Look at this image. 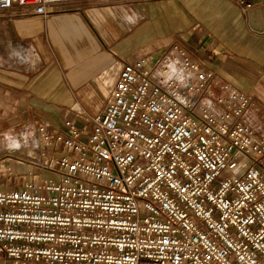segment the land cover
I'll list each match as a JSON object with an SVG mask.
<instances>
[{"label": "built area", "instance_id": "obj_1", "mask_svg": "<svg viewBox=\"0 0 264 264\" xmlns=\"http://www.w3.org/2000/svg\"><path fill=\"white\" fill-rule=\"evenodd\" d=\"M75 1L0 0V12L44 17ZM255 108L250 91L178 41L123 60L89 129L69 117L64 130L23 127L38 171H0V254L16 264H264Z\"/></svg>", "mask_w": 264, "mask_h": 264}, {"label": "crops", "instance_id": "obj_2", "mask_svg": "<svg viewBox=\"0 0 264 264\" xmlns=\"http://www.w3.org/2000/svg\"><path fill=\"white\" fill-rule=\"evenodd\" d=\"M263 1L245 0V5L236 0H78L46 17L0 12V19L12 18L2 21L1 37L14 43L10 50L0 49V106L49 110L64 104L52 97L38 103L37 95L21 90L22 70L12 56L29 59L24 44L46 59L82 61L72 72L76 84L72 86L84 92L80 97L94 113L100 105L87 100L85 93L99 96L111 90L119 58L122 63L144 53H159L178 41L216 67L227 81L250 91L256 104L252 119L264 125ZM66 74L59 70L53 75L57 95L60 92L63 99L69 90ZM0 264L16 263L0 254Z\"/></svg>", "mask_w": 264, "mask_h": 264}, {"label": "rangeland", "instance_id": "obj_3", "mask_svg": "<svg viewBox=\"0 0 264 264\" xmlns=\"http://www.w3.org/2000/svg\"><path fill=\"white\" fill-rule=\"evenodd\" d=\"M70 5H72V3L59 5L57 10L63 7H71ZM1 18L3 19H0V49L3 50L4 48H9L10 50L14 46V43L3 41V38L1 36L4 30H2L1 24L4 23L2 21L5 20L12 21V18L9 16H1ZM23 46L28 48V51L30 53L29 59L20 60L16 56H12L17 61L18 67L22 70L21 76H19V85L21 87V90L27 93H32V95H37L38 100L36 101L38 103L42 101L41 98L45 97H52L59 100V102L64 103L59 105L58 107H51L49 108V110H45L46 108L35 110V108L22 106L18 108H1L0 106V161H3L2 163H0V171L5 170L7 166H12L13 169L16 170H23L26 172L32 171L34 173L38 171V167L36 166L38 163L32 162L34 158L31 157V154H24V156L21 153V150L25 149L24 144H22V138L20 139V137L18 138V136H20V134L22 133L23 127L26 124L32 125L35 120L43 121L49 119V121L53 122L55 126L64 130L63 120L69 117L74 118L79 125L85 126L86 129H89L91 126V117L102 112L105 106L104 104H106L111 90L109 92H102L99 96H96L95 94L90 95L88 93H85L89 95L87 100L90 99L91 103L100 105H98L99 107L96 110H93L94 113H91V111L87 108L88 105L85 100L80 97L81 94H84V92H77L73 89L74 87L72 86L76 85L72 80L74 79V75L72 72L73 70L75 71V69H77L79 63H81L82 61L78 59H46L44 58L43 54L41 56L40 54L38 55L37 53H33V51L30 50V44H24ZM50 55L52 54L50 53ZM117 62L119 70L122 64L121 59L119 58ZM59 65H65V67L61 69ZM59 70H64V72L67 73L65 77L67 79L65 81L67 86L69 87V90L66 89L64 99L60 96V92L59 96L57 95L58 92L56 90V86L53 84V75L55 73H59ZM52 86L55 87L54 90H48ZM74 102H78L80 104L83 116L76 115L71 110V104ZM99 108L102 110L98 113H95V111H97ZM15 140L16 142H19V145L17 144V146H20V149H15L16 146L13 143L15 142ZM27 145L29 146V144ZM27 145L26 151L24 152H27L28 150ZM29 148L31 147L29 146Z\"/></svg>", "mask_w": 264, "mask_h": 264}, {"label": "bare ground", "instance_id": "obj_4", "mask_svg": "<svg viewBox=\"0 0 264 264\" xmlns=\"http://www.w3.org/2000/svg\"><path fill=\"white\" fill-rule=\"evenodd\" d=\"M49 14H50V13H48L47 15H49ZM47 15H46V16H47ZM46 16H44V17H46ZM20 135H21V136H18V138H19V137H20V139L22 138V139H21V140H22V144H24V149H25V150H21V153H22L23 155H24V154H32V153H31L32 150H31V148H29V146L27 145V140H25V139H27V138H26L27 135L25 134V130H24V129L22 130V133H21ZM21 140H20V142H21ZM13 143H14L15 146H16L15 149H20V148H21L20 146H17V144L19 143L18 141L16 142V140H15V142H13ZM0 145H1V144H0ZM18 145H19V144H18ZM26 145L28 146V148H27L28 150H27V152H24V151H26ZM0 156H1V153H0ZM24 156H25V155H24ZM22 158H23V157H22ZM0 160H1V157H0ZM1 162H2V161H0V163H1ZM9 167H11V166H9Z\"/></svg>", "mask_w": 264, "mask_h": 264}]
</instances>
